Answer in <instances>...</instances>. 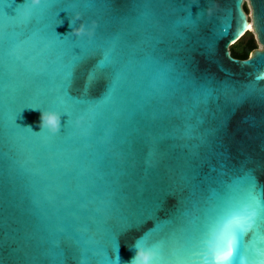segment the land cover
I'll use <instances>...</instances> for the list:
<instances>
[{"label": "water", "instance_id": "water-1", "mask_svg": "<svg viewBox=\"0 0 264 264\" xmlns=\"http://www.w3.org/2000/svg\"><path fill=\"white\" fill-rule=\"evenodd\" d=\"M247 1L250 18L244 10ZM26 7L25 0H5L0 4V14L10 20L15 9L23 12ZM70 8L68 0H61L51 12L39 10L41 27L64 39L85 35L86 23L92 25L87 32L90 39L98 35L102 40L119 37L126 43L138 42L141 33L151 36L154 45H141L138 55L150 58L154 72H167L181 88H190L194 81L207 84L213 91V99L200 105L191 117L181 110L183 104L133 99L126 115H117L106 124L105 146L114 163L100 164L92 181L94 191L87 192L81 201L88 206L81 215L100 239L106 240L107 229H111L121 264H132L134 257L137 264H152L156 253L150 249L170 231L177 211L189 200V183L200 185L207 194L209 187L227 186L251 174L258 187L264 188V0H239V7L237 0H106L102 7L89 12L73 14ZM241 13L252 23L261 46L246 60L236 59L230 52L231 46L251 32L245 31L232 43ZM186 18L193 24L183 23ZM17 43L16 52L23 63L0 52V61L17 72L12 78L0 69V144L5 152L11 113L19 129L27 131L30 126L33 132L40 131L41 112L57 113L47 101L29 100L36 89L53 87L55 54L47 51L41 36L31 32H23ZM98 58L93 54L76 69L72 96L94 99L104 93L107 77L89 81V70ZM226 85L231 88L228 100L222 92ZM249 85L252 95L233 105L231 97ZM189 123L195 125L191 138L184 135ZM95 135L99 137L101 131L96 129ZM28 143L34 162L26 165L11 184L5 171L0 186L6 222L0 227V264H52L43 255L47 244L40 242L43 233L37 228L48 211L45 197L49 195V177L55 178L60 165L72 159L76 145L57 141L49 147L43 139L31 138ZM102 198L109 199L114 208L107 224L93 210ZM121 217L127 221L124 228L119 226ZM251 239L249 234L245 243ZM140 241L148 250L136 248ZM60 248L64 250L63 264H77L64 242ZM141 251L148 257L146 262L139 258Z\"/></svg>", "mask_w": 264, "mask_h": 264}, {"label": "snow or ice", "instance_id": "snow-or-ice-1", "mask_svg": "<svg viewBox=\"0 0 264 264\" xmlns=\"http://www.w3.org/2000/svg\"><path fill=\"white\" fill-rule=\"evenodd\" d=\"M7 2L10 3V0ZM60 2L41 0L39 5H34L32 0H25L26 9L23 12L15 9L12 19L5 20L0 14V52L6 58L23 63L16 52L19 47L17 41L23 32L41 36L47 51L55 54L53 62L57 70L53 87L36 89L29 100L53 104L52 110L63 118L58 134H51L47 130L37 133L19 129L11 113L7 126V152L5 146L0 144V186L5 171L11 184L26 165L34 162L29 138L43 139L49 147L57 141L76 145L72 159L60 165L55 178L49 177V195L45 197L48 211L37 228L38 232L43 233L40 242L47 244L43 255L52 264H63L64 250L60 244L64 242L77 259V264H121L119 246L111 229H107L106 240L100 239L85 224L81 215L88 210V206L81 201L87 192L94 191L92 181L98 174L100 164L114 163L108 157L105 146L108 139L107 122L117 115H126L133 106V99L140 103L155 100L165 105L173 102L183 104L181 110L186 117H191L200 105H206L213 99V91L207 84L194 81L190 82V88H181L179 81L167 72H154L150 58L138 55L141 45H154L156 41L151 36L141 33L138 42L126 43H121L119 37L102 40L98 35L90 39L87 35L92 30L90 23H86L83 36H69L68 39L54 36L46 27H41L43 17L37 13L41 9L45 13L51 12ZM3 3L5 0H0V4ZM68 3L71 5L70 11L75 14L76 11L96 10L106 0H68ZM183 23L192 25L193 21L186 18ZM73 26H76L75 20ZM252 28L253 25L241 13L232 43ZM93 54L99 58L89 70V81L107 77L106 89L94 99L86 95L74 97L70 91L74 73ZM0 69L12 78L17 76V72L9 68L5 61H0ZM230 91L227 85L222 89L226 100ZM252 93L253 88L249 85L244 92L231 97L230 102L233 105L242 103ZM196 122L199 123V118ZM96 129L101 131L99 137L95 135ZM194 130V124H186L184 135L191 138ZM189 187L190 198L177 211L170 231L150 249L156 253L152 264H245L246 260L247 264H264V243H261L264 240V188L258 187L254 177L245 174L234 179L230 185L221 183L217 188L209 187L207 194L200 185L189 183ZM2 203L0 197V227L6 224ZM93 210L104 217L106 224L114 215L113 205L107 198H102L93 206ZM119 226H127V221L122 217ZM249 234L252 239L246 244L245 237ZM136 248L148 250L141 241ZM133 264L137 262L133 261Z\"/></svg>", "mask_w": 264, "mask_h": 264}, {"label": "clouds", "instance_id": "clouds-1", "mask_svg": "<svg viewBox=\"0 0 264 264\" xmlns=\"http://www.w3.org/2000/svg\"><path fill=\"white\" fill-rule=\"evenodd\" d=\"M32 3L34 5H39L41 3V0H32ZM60 125H61V116L59 114L41 112V118H40V124H39L40 131L39 132L47 130L51 134H58L60 131ZM29 129L31 131H33L30 126H29ZM139 258H142L145 262L148 260V257L145 256L143 251H141L139 253ZM137 259L138 258L134 257L133 261L137 262ZM133 261H132V264H133Z\"/></svg>", "mask_w": 264, "mask_h": 264}, {"label": "rangeland", "instance_id": "rangeland-1", "mask_svg": "<svg viewBox=\"0 0 264 264\" xmlns=\"http://www.w3.org/2000/svg\"><path fill=\"white\" fill-rule=\"evenodd\" d=\"M245 7L248 11V14H249L248 16H251V10H250V6H249L248 1H247L246 6L244 5V8ZM251 38H253L255 43H256V49L261 48L255 32L252 31V32L246 34L239 42L235 43L233 46L230 47L231 54H233V53H239L240 54V53L246 51L247 43Z\"/></svg>", "mask_w": 264, "mask_h": 264}, {"label": "trees", "instance_id": "trees-1", "mask_svg": "<svg viewBox=\"0 0 264 264\" xmlns=\"http://www.w3.org/2000/svg\"><path fill=\"white\" fill-rule=\"evenodd\" d=\"M245 12L248 14V11L246 9V7L244 8ZM256 49V43L254 41L253 38H251L248 43H247V48L246 51L242 52V53H233L232 56L236 59H240V60H246L249 58L250 53Z\"/></svg>", "mask_w": 264, "mask_h": 264}, {"label": "bare ground", "instance_id": "bare-ground-1", "mask_svg": "<svg viewBox=\"0 0 264 264\" xmlns=\"http://www.w3.org/2000/svg\"><path fill=\"white\" fill-rule=\"evenodd\" d=\"M247 15H249V14H247ZM251 16H249V18H250ZM250 24H252L251 22H250ZM251 32L253 31V28L250 30Z\"/></svg>", "mask_w": 264, "mask_h": 264}, {"label": "flooded vegetation", "instance_id": "flooded-vegetation-1", "mask_svg": "<svg viewBox=\"0 0 264 264\" xmlns=\"http://www.w3.org/2000/svg\"><path fill=\"white\" fill-rule=\"evenodd\" d=\"M246 6V5H245ZM245 10V9H244Z\"/></svg>", "mask_w": 264, "mask_h": 264}]
</instances>
